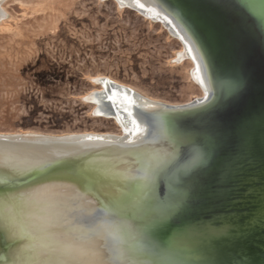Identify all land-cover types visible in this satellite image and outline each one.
<instances>
[{
  "label": "water",
  "instance_id": "95a60500",
  "mask_svg": "<svg viewBox=\"0 0 264 264\" xmlns=\"http://www.w3.org/2000/svg\"><path fill=\"white\" fill-rule=\"evenodd\" d=\"M148 1L191 44L206 97L134 105L135 141L0 137V146L106 143L27 169L0 161V264H25L29 241L2 205L59 187L94 202L87 221L117 248L116 264H264V0Z\"/></svg>",
  "mask_w": 264,
  "mask_h": 264
},
{
  "label": "rangeland",
  "instance_id": "374dc122",
  "mask_svg": "<svg viewBox=\"0 0 264 264\" xmlns=\"http://www.w3.org/2000/svg\"><path fill=\"white\" fill-rule=\"evenodd\" d=\"M3 7L2 133H118L82 100L98 87L90 81L98 75L167 103L200 95L189 62H170L179 42L134 9L112 0H6Z\"/></svg>",
  "mask_w": 264,
  "mask_h": 264
},
{
  "label": "bare ground",
  "instance_id": "6f19581e",
  "mask_svg": "<svg viewBox=\"0 0 264 264\" xmlns=\"http://www.w3.org/2000/svg\"><path fill=\"white\" fill-rule=\"evenodd\" d=\"M5 1L0 0V20L7 15V11L3 7ZM112 1L118 8L129 7L143 19L161 24L168 33L173 35L170 26L166 24V20L169 19L164 14L159 15V10L150 7L148 0ZM177 31L179 32L178 38H173L179 42L180 49L174 53L170 62L173 64L189 62V77L200 90V95L182 103H167L150 98L133 87L115 81L108 76L98 75L90 79L98 87L86 93L82 99L93 104V115L114 121L119 127L118 133L81 132L52 135L37 132H0V137L20 136L30 139V141L38 139L83 141L82 139L86 137H100L104 141H135L142 136L143 124L135 115L131 116V113H134V105L148 108L155 103L162 102L179 106L199 101L208 93L195 51L187 38L179 30ZM109 103L114 112L107 108ZM139 125H142V128ZM104 145L106 143L103 141L96 143L95 146H87L82 142H73L66 146L30 143L8 144L0 146V161L16 170L27 169L39 165L50 157L81 156L91 150L87 147L99 149ZM94 160L112 163L111 159L98 158ZM95 207L94 202L84 198L72 188L59 187L45 188L27 195L16 203L3 204L1 213L8 221L13 234L29 239L23 250L25 264H58V262H62V264H92V262L101 259L105 264H116L114 252H117V248L114 251L112 243L107 241L102 229L87 221L88 215L95 210ZM118 253L121 252L118 251ZM17 264L21 263L18 261Z\"/></svg>",
  "mask_w": 264,
  "mask_h": 264
},
{
  "label": "snow or ice",
  "instance_id": "6c2138e0",
  "mask_svg": "<svg viewBox=\"0 0 264 264\" xmlns=\"http://www.w3.org/2000/svg\"><path fill=\"white\" fill-rule=\"evenodd\" d=\"M90 222H95L94 220L90 221ZM58 264H62V262H58ZM92 264H105V262L101 259V260H97L95 262H92Z\"/></svg>",
  "mask_w": 264,
  "mask_h": 264
}]
</instances>
